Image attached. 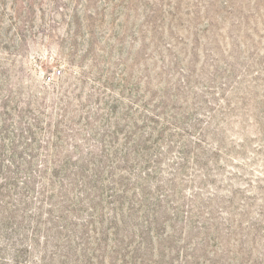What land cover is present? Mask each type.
<instances>
[{
	"label": "rangeland",
	"instance_id": "374dc122",
	"mask_svg": "<svg viewBox=\"0 0 264 264\" xmlns=\"http://www.w3.org/2000/svg\"><path fill=\"white\" fill-rule=\"evenodd\" d=\"M0 264H264V0H0Z\"/></svg>",
	"mask_w": 264,
	"mask_h": 264
},
{
	"label": "built area",
	"instance_id": "2783aa9c",
	"mask_svg": "<svg viewBox=\"0 0 264 264\" xmlns=\"http://www.w3.org/2000/svg\"><path fill=\"white\" fill-rule=\"evenodd\" d=\"M58 74H59V71H57V72L53 73L52 75L48 76V77L46 78L47 81H52L53 78L55 77V75H58Z\"/></svg>",
	"mask_w": 264,
	"mask_h": 264
}]
</instances>
